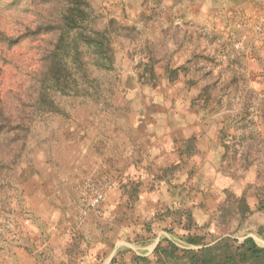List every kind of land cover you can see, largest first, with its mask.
Here are the masks:
<instances>
[{"label":"rangeland","instance_id":"1","mask_svg":"<svg viewBox=\"0 0 264 264\" xmlns=\"http://www.w3.org/2000/svg\"><path fill=\"white\" fill-rule=\"evenodd\" d=\"M88 1L100 23L114 20L134 28V34L127 37L130 32L121 31L114 40L115 72L107 80L108 91L93 99L57 95L61 112L36 116L17 167L9 175L0 168V264H110L126 249L150 255L153 245L142 243L151 234L145 233L141 213L134 209L138 193H132L139 136L135 124L146 121L138 115L139 107L147 113H203L207 126L218 123L213 116L221 113L218 138L230 147L221 165L230 163L237 178L251 169L254 184L238 194L245 192L257 207L264 202V3H223L220 8L215 3L209 10H220L221 17L183 22L177 20L187 10L182 0ZM40 2L44 0H0V24L12 29L14 19L46 17ZM25 52L22 42L10 50V57L19 60ZM151 53L154 81L144 71ZM165 65L180 68L177 81L160 79ZM14 66L2 67L5 92L19 80ZM230 116L239 118L234 132L227 122ZM171 117L168 125L177 127ZM200 118L188 116L184 125ZM246 162L251 165L243 169ZM95 191L103 199L91 207ZM192 197L194 204L184 209L199 221L198 228L206 217L210 230L205 233L232 232L240 240L251 236L264 247L254 229L233 222L229 230L216 213L204 216L194 210L195 203L203 202ZM164 223H153L155 240L168 236ZM173 239L180 243L178 236Z\"/></svg>","mask_w":264,"mask_h":264},{"label":"trees","instance_id":"2","mask_svg":"<svg viewBox=\"0 0 264 264\" xmlns=\"http://www.w3.org/2000/svg\"><path fill=\"white\" fill-rule=\"evenodd\" d=\"M41 5L46 6L45 11L47 9L44 18L36 14L34 20L14 19L12 29L2 25L3 22L0 24V40L4 43L0 45V168L7 170V175L20 162L34 118L61 112L57 95L93 99L108 91L107 80L115 72L114 40L122 36L121 31H129L127 37H132L135 31L114 20L100 23V16L94 13L88 0H44L37 6ZM22 42L26 52L21 59L13 60L10 50ZM153 56L148 55L149 63L144 71L154 81ZM14 63L19 70V80L5 92L2 67ZM179 71L180 68L165 65L160 79L175 82ZM22 89L26 91L24 94ZM187 148L192 150V147ZM229 149L228 145H223L221 162L227 158ZM248 165L251 164L246 162L241 167L245 169ZM220 169L232 180L239 179L232 174L230 163L220 164ZM136 191L134 188L132 193ZM133 200H138L136 193ZM259 203L260 206L251 207L245 192L238 194L227 189L223 191L222 203L209 212V216L216 213L221 226L230 230V225L236 222L240 228L254 229L256 235L264 239V221L257 220L264 218V202ZM172 208L173 205L168 206L142 226L146 234H151L147 242L142 243L145 246L156 238L154 222L165 218L173 220L164 227L168 236L159 238L150 255L140 256L126 249L125 253L114 256L110 264H264V247L251 236L240 240L232 232L219 236L205 233L210 230L206 217L198 228L199 221L194 222L190 209ZM176 236L180 243L173 239Z\"/></svg>","mask_w":264,"mask_h":264},{"label":"crops","instance_id":"3","mask_svg":"<svg viewBox=\"0 0 264 264\" xmlns=\"http://www.w3.org/2000/svg\"><path fill=\"white\" fill-rule=\"evenodd\" d=\"M181 2L183 3L181 5H187V10L183 9L177 20L187 22L191 19L211 20L218 15L221 17L220 10H209L212 4H217L220 8L223 3L263 4L264 0H182ZM189 5L197 10H192ZM186 7L183 6V8ZM222 57L221 63L224 65L225 57ZM184 62L186 61L182 63ZM228 62L230 63L227 58L226 63ZM137 113L140 118L144 116L143 119L146 120L141 125L135 124V131L141 137H136V151L133 153L131 166L134 171L132 178L136 182L134 188L137 189L139 197L134 203V209L141 213L142 222L152 221L155 214L165 211L171 205H173V210H184L186 205L194 204L195 198L192 197L194 195L199 202L201 199L203 202L199 205L195 203L194 210L207 216L222 203L224 190L229 189L238 193L254 184L255 179L251 169L245 170L238 180H232L221 172L220 164L224 152L223 142L218 138V132L222 128V123L219 121L221 113L213 116L219 117L218 123L213 122L208 126L205 124L208 121L207 117L203 113L199 115L193 111L185 114L163 109L160 113L149 111L147 113L144 108L139 107ZM148 116L155 119L148 120L146 119ZM188 116L194 120L196 116L201 118L197 124L186 123L184 125ZM169 117L176 119L177 127L168 125ZM238 120L236 116H230L227 120L229 123L232 122L231 132L235 131L234 127ZM179 121L185 127L178 124ZM239 146V144L235 145L238 148ZM139 147H141V152H137ZM187 147H192V150H188ZM249 205L254 206L250 200ZM171 220L165 218L162 221L165 222V226H168L172 223ZM162 221H157V223ZM158 240L151 243L153 249ZM136 255L139 254L136 253Z\"/></svg>","mask_w":264,"mask_h":264},{"label":"built area","instance_id":"4","mask_svg":"<svg viewBox=\"0 0 264 264\" xmlns=\"http://www.w3.org/2000/svg\"><path fill=\"white\" fill-rule=\"evenodd\" d=\"M103 199V195L102 193H100L99 191H95L94 192V199L92 201V203L90 204L91 207L97 206Z\"/></svg>","mask_w":264,"mask_h":264}]
</instances>
